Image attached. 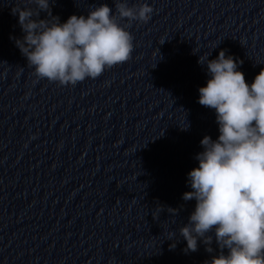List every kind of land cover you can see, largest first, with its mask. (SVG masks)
Listing matches in <instances>:
<instances>
[{
  "label": "water",
  "instance_id": "obj_1",
  "mask_svg": "<svg viewBox=\"0 0 264 264\" xmlns=\"http://www.w3.org/2000/svg\"><path fill=\"white\" fill-rule=\"evenodd\" d=\"M143 3L153 13L127 29L132 59L61 86L36 77L16 46L25 33L12 10L36 5L0 0V264H211L220 254L214 230L196 252L179 231L195 210L182 197L200 142L219 136L199 88L221 50L249 85L264 69V0H128ZM102 4L115 14L113 0H54L51 16L33 19L87 18Z\"/></svg>",
  "mask_w": 264,
  "mask_h": 264
},
{
  "label": "clouds",
  "instance_id": "obj_2",
  "mask_svg": "<svg viewBox=\"0 0 264 264\" xmlns=\"http://www.w3.org/2000/svg\"><path fill=\"white\" fill-rule=\"evenodd\" d=\"M50 2L54 0H29L37 11L27 5L12 10L25 33L16 46L36 77L61 86L96 79L131 60L134 37L127 29L133 21L148 23L153 13L147 3L129 7L128 0H113L115 14L102 4L87 18L72 15L64 23L59 18L33 19L42 11L51 16ZM198 62L204 64L205 58ZM206 63L211 78L199 88L198 103L215 110L219 136L200 142L204 150L196 156L199 166L188 174L192 191L182 197L195 200V210L180 235L186 251L196 252L198 240L212 244L207 233L214 230L221 252L211 264H264V69L249 85L225 51Z\"/></svg>",
  "mask_w": 264,
  "mask_h": 264
}]
</instances>
